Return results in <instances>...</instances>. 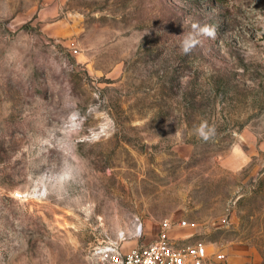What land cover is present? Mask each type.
<instances>
[{"label":"rangeland","instance_id":"374dc122","mask_svg":"<svg viewBox=\"0 0 264 264\" xmlns=\"http://www.w3.org/2000/svg\"><path fill=\"white\" fill-rule=\"evenodd\" d=\"M138 219L264 264V0H0V264Z\"/></svg>","mask_w":264,"mask_h":264},{"label":"built area","instance_id":"2783aa9c","mask_svg":"<svg viewBox=\"0 0 264 264\" xmlns=\"http://www.w3.org/2000/svg\"><path fill=\"white\" fill-rule=\"evenodd\" d=\"M191 225L186 220L175 223L164 219L159 223L156 238L146 242L144 222L138 219L131 235L121 231L91 246L89 264H226V254L221 250L186 236L173 235L176 228Z\"/></svg>","mask_w":264,"mask_h":264},{"label":"clouds","instance_id":"9594fccd","mask_svg":"<svg viewBox=\"0 0 264 264\" xmlns=\"http://www.w3.org/2000/svg\"><path fill=\"white\" fill-rule=\"evenodd\" d=\"M194 27H196V25H194ZM201 31L206 34V35H209V36H212L214 35V30L211 29L210 27L208 26H204ZM183 50L185 52H188L190 50V45H188L187 43L184 45L183 47ZM207 125L206 124H202L198 129V133L204 138V139H207L208 138V135H209V132L205 131Z\"/></svg>","mask_w":264,"mask_h":264},{"label":"water","instance_id":"95a60500","mask_svg":"<svg viewBox=\"0 0 264 264\" xmlns=\"http://www.w3.org/2000/svg\"><path fill=\"white\" fill-rule=\"evenodd\" d=\"M20 196H23L22 194H20Z\"/></svg>","mask_w":264,"mask_h":264}]
</instances>
